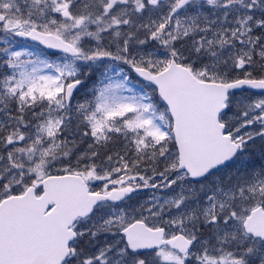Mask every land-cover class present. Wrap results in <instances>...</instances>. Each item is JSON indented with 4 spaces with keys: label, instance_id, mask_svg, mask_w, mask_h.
<instances>
[{
    "label": "snow or ice",
    "instance_id": "snow-or-ice-1",
    "mask_svg": "<svg viewBox=\"0 0 264 264\" xmlns=\"http://www.w3.org/2000/svg\"><path fill=\"white\" fill-rule=\"evenodd\" d=\"M0 264H264V0H0Z\"/></svg>",
    "mask_w": 264,
    "mask_h": 264
}]
</instances>
